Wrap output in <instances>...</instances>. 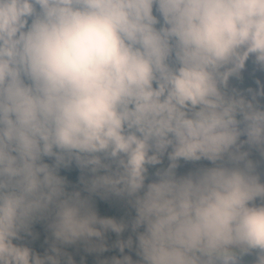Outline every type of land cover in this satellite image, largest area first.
I'll return each mask as SVG.
<instances>
[{"label": "clouds", "instance_id": "clouds-1", "mask_svg": "<svg viewBox=\"0 0 264 264\" xmlns=\"http://www.w3.org/2000/svg\"><path fill=\"white\" fill-rule=\"evenodd\" d=\"M0 264H264V0H0Z\"/></svg>", "mask_w": 264, "mask_h": 264}, {"label": "trees", "instance_id": "trees-1", "mask_svg": "<svg viewBox=\"0 0 264 264\" xmlns=\"http://www.w3.org/2000/svg\"><path fill=\"white\" fill-rule=\"evenodd\" d=\"M187 167H191V165H185L181 170H185ZM67 175L69 176L70 179H74L76 174L75 172H70V173H67ZM111 254H112L111 252L105 253V255H111Z\"/></svg>", "mask_w": 264, "mask_h": 264}]
</instances>
